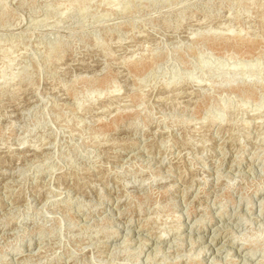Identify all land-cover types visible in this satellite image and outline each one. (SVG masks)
<instances>
[{"label":"rangeland","instance_id":"rangeland-1","mask_svg":"<svg viewBox=\"0 0 264 264\" xmlns=\"http://www.w3.org/2000/svg\"><path fill=\"white\" fill-rule=\"evenodd\" d=\"M0 264H264V0H0Z\"/></svg>","mask_w":264,"mask_h":264},{"label":"bare ground","instance_id":"bare-ground-1","mask_svg":"<svg viewBox=\"0 0 264 264\" xmlns=\"http://www.w3.org/2000/svg\"><path fill=\"white\" fill-rule=\"evenodd\" d=\"M227 37H229V34L227 35ZM239 160V159H238ZM240 166V165H239ZM187 188V187H186ZM173 197V196H172ZM3 201V200H2ZM15 203V202H14ZM248 204V203H247ZM252 206V205H251ZM238 214V213H237ZM222 215V214H221ZM200 218V217H199ZM245 219V218H244ZM201 224V223H200ZM176 229V228H175ZM233 229V228H232ZM177 230H179L178 228H177ZM116 232V231H115ZM127 236V235H126ZM125 242V241H124ZM247 242V241H246ZM131 243V242H130ZM178 243V242H177ZM247 244V243H246ZM245 246V245H244ZM143 249V248H142ZM232 251V250H231ZM18 252V251H17ZM215 253V252H214Z\"/></svg>","mask_w":264,"mask_h":264}]
</instances>
